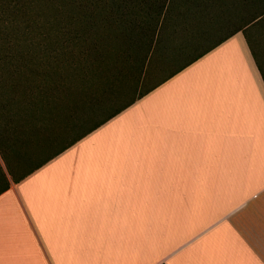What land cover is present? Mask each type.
Segmentation results:
<instances>
[{
	"label": "crops",
	"instance_id": "1",
	"mask_svg": "<svg viewBox=\"0 0 264 264\" xmlns=\"http://www.w3.org/2000/svg\"><path fill=\"white\" fill-rule=\"evenodd\" d=\"M145 89L17 181L0 159V264H264V77L241 31Z\"/></svg>",
	"mask_w": 264,
	"mask_h": 264
},
{
	"label": "rangeland",
	"instance_id": "2",
	"mask_svg": "<svg viewBox=\"0 0 264 264\" xmlns=\"http://www.w3.org/2000/svg\"><path fill=\"white\" fill-rule=\"evenodd\" d=\"M31 0H0V6L10 3L21 4L19 16L6 26L0 9V159L4 168L12 175L19 176L43 159L52 151L61 147L79 129L63 130L60 122L62 107L60 95L56 92L47 93L46 86L61 83L64 70L57 74H46V66L41 59V40L36 29L26 26L27 18L37 16L41 21L42 15L36 14ZM185 8H181L180 0L170 3V15L176 22L179 11L188 7L191 0H183ZM201 23L197 29L198 17L192 18L188 31L193 32L187 45L176 47L180 41V32L176 30L173 38L161 40L162 50L156 52L142 69L141 81L132 89L131 72L125 70L119 85L109 89L113 97L112 105H120L124 100L144 90L155 80L166 76L187 62L195 54L211 46L226 32L243 24L252 15V20L243 32L247 36L249 47L264 77V0H200ZM25 2V3H24ZM55 6L61 8L56 2ZM187 6V7H186ZM32 19V18H31ZM191 19V18H190ZM260 20V21H259ZM257 21V22H256ZM248 23V24H250ZM172 25V24H171ZM186 29V27H184ZM184 31H182V34ZM100 41L92 40L87 53H81V48L73 46L70 51L72 61L79 66L95 67L94 57L112 54L114 61L122 62L126 49L136 54V44L124 43L119 36L113 33L105 38L97 35ZM186 39V40H188ZM145 46V45H144ZM135 51V52H134ZM107 53V54H106ZM169 55L167 56V54ZM127 61V60H126ZM64 66V65H61ZM106 67H99L103 71ZM60 70V67L58 71ZM97 72V71H96ZM99 77V73L97 72ZM132 90H131V89ZM60 93V92H59ZM61 125V126H60Z\"/></svg>",
	"mask_w": 264,
	"mask_h": 264
},
{
	"label": "trees",
	"instance_id": "3",
	"mask_svg": "<svg viewBox=\"0 0 264 264\" xmlns=\"http://www.w3.org/2000/svg\"><path fill=\"white\" fill-rule=\"evenodd\" d=\"M60 5L57 8L55 3ZM172 0H31L37 15H42L43 20L37 16L27 18L25 12L23 16L25 22L39 33L41 40V59L47 67L46 74L61 73L64 68L65 73L61 76L62 82L55 83L47 87V93L56 92L60 95V106L63 111L60 122L63 130H77L70 139L61 147L49 153L43 159H39L34 165L27 169L20 177L9 175L14 181L55 156L76 140L95 129L97 126L114 116L120 110L131 104L136 98L140 97L146 89L141 90L136 95H132L124 100L120 105H112L113 97L108 93L109 89L120 84L124 71L131 72L132 89H135L141 81L142 69L148 63L151 56L162 50L161 40L169 39L170 43L175 36L176 30L180 32L183 41L174 47L178 48L187 45L193 32L188 31L192 18L198 17L197 29L200 28L201 1L191 0L188 7L179 11L177 21L174 22L170 15V3ZM25 3V2H24ZM181 8L184 1L180 0ZM22 4V3H21ZM10 3L7 6H0L6 26L10 25L13 19L19 16L22 5ZM185 8V7H183ZM182 8V9H183ZM200 16V17H199ZM257 15H252L243 24L236 26L233 30L226 32L220 39L216 40L211 46L195 54L187 62L180 65L176 70L167 74L170 75L183 68L213 46L220 43L229 34L241 31L245 40L247 36L243 32ZM191 18V19H190ZM260 21V20H259ZM257 22V21H256ZM250 23V24H248ZM172 24V25H171ZM186 27V29L184 28ZM182 31L184 33L182 34ZM119 36L124 43L136 44V54H131L125 49L122 62L114 61L112 54L103 57H94L95 67L89 68L86 65L81 67L72 61L70 51L73 46L81 48V53H87L92 40L100 41L97 35H104L105 38L110 34ZM188 39V40H186ZM248 43V41H247ZM145 45V46H144ZM134 51V52H135ZM169 53L167 54V56ZM127 60V61H126ZM146 63V64H145ZM64 65V66H61ZM106 67L103 71L99 67ZM60 67V70L58 71ZM99 77L97 76V72ZM130 88V89H131ZM131 89V90H132ZM60 92V93H59ZM61 126V125H60ZM0 170V181L4 179Z\"/></svg>",
	"mask_w": 264,
	"mask_h": 264
}]
</instances>
